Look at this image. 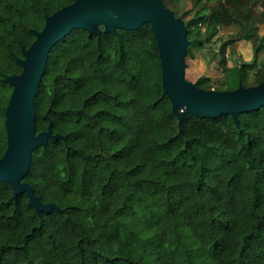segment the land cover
Masks as SVG:
<instances>
[{"label":"trees","instance_id":"trees-1","mask_svg":"<svg viewBox=\"0 0 264 264\" xmlns=\"http://www.w3.org/2000/svg\"><path fill=\"white\" fill-rule=\"evenodd\" d=\"M198 1L184 21L188 52L203 45L201 26L210 36L239 24L237 39L256 46L224 68L223 88L263 82L252 13L263 7L264 22V0ZM71 2L0 0V157L12 90L3 78L20 73L14 57L45 16ZM35 114L36 132L50 121L64 139L34 149L23 180L57 208L37 216L0 182V264H264V106L238 114V128L229 114L178 125L150 24L118 37L72 30L49 53Z\"/></svg>","mask_w":264,"mask_h":264},{"label":"water","instance_id":"water-1","mask_svg":"<svg viewBox=\"0 0 264 264\" xmlns=\"http://www.w3.org/2000/svg\"><path fill=\"white\" fill-rule=\"evenodd\" d=\"M145 23L150 24L156 39L163 94L178 125L188 114L202 118L229 114L238 128V114L264 106V81L253 86L239 81L234 89L216 90L200 88L185 78L188 29L163 0H72L45 16L30 46L21 47V55L14 57L20 73L3 78L12 90L4 112L6 148L0 157V182L11 186L14 197L25 193L37 216L57 205L41 202L33 187L23 180L32 152L45 147L49 139H64L53 133L50 121L45 130L36 132L35 126V98L51 49L74 29L97 37L102 32L118 37L119 30L132 31Z\"/></svg>","mask_w":264,"mask_h":264},{"label":"rangeland","instance_id":"rangeland-1","mask_svg":"<svg viewBox=\"0 0 264 264\" xmlns=\"http://www.w3.org/2000/svg\"><path fill=\"white\" fill-rule=\"evenodd\" d=\"M192 6L193 0H177L175 3H170L169 8L177 17H180L183 21H188L192 13H187V10ZM262 10L263 7L257 5L254 13H252L255 20L252 32L257 39L260 36H264V22L259 21ZM240 31L241 26L239 24H231L229 26H219L216 32L209 36V32L205 30V27L201 26L200 38L204 40L203 45L201 47L194 45L191 51H187L185 78L192 83H197L201 78L205 77L211 89L222 88L225 90L226 88H223L226 77L224 68L237 64L238 56L245 61L253 58V49L256 46V41L252 39L253 37L247 40H238L237 36ZM258 61L264 63V46L259 53ZM257 67L258 64L252 71L248 72V85L252 83V76ZM226 87L230 88L232 86Z\"/></svg>","mask_w":264,"mask_h":264}]
</instances>
